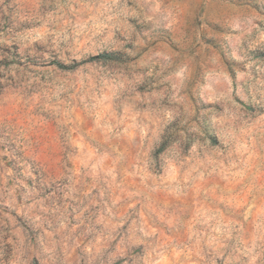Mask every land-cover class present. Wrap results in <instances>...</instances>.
Wrapping results in <instances>:
<instances>
[{"label": "rangeland", "instance_id": "1", "mask_svg": "<svg viewBox=\"0 0 264 264\" xmlns=\"http://www.w3.org/2000/svg\"><path fill=\"white\" fill-rule=\"evenodd\" d=\"M0 264H264V0H0Z\"/></svg>", "mask_w": 264, "mask_h": 264}, {"label": "trees", "instance_id": "2", "mask_svg": "<svg viewBox=\"0 0 264 264\" xmlns=\"http://www.w3.org/2000/svg\"><path fill=\"white\" fill-rule=\"evenodd\" d=\"M94 58H97V59H104V58H106V55H100L99 57H94Z\"/></svg>", "mask_w": 264, "mask_h": 264}]
</instances>
